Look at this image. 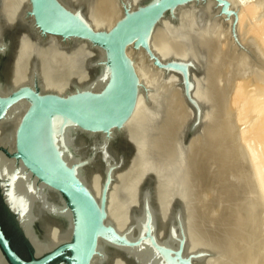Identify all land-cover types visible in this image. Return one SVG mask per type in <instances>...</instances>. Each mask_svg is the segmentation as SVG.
Instances as JSON below:
<instances>
[{
  "label": "water",
  "instance_id": "95a60500",
  "mask_svg": "<svg viewBox=\"0 0 264 264\" xmlns=\"http://www.w3.org/2000/svg\"><path fill=\"white\" fill-rule=\"evenodd\" d=\"M93 2L23 0L21 13L0 14V83L15 80L16 69L32 80L0 92V123L10 105L29 103L11 149L0 144L6 156L0 157V194L36 255L47 252L20 258L1 227L0 249L11 264H45L60 255L66 264H93L99 255L100 264H205L207 252L182 255L184 153L200 118L191 97L199 99L202 83L198 39L217 19L236 15L235 9L231 0H115L121 15L107 28L93 23ZM161 25L184 43V54L152 46L151 34ZM131 42L148 53L159 79H171L189 98L192 113L178 133L172 162L157 160L147 146L162 111L155 84L141 86L125 53ZM103 67L100 87L88 85ZM49 83L57 88L42 90ZM67 130L80 159L67 148ZM43 186L64 205L48 207L58 215L38 207V216L62 227L61 216L68 219L67 229L49 242L38 239L44 228L31 213L33 199L46 197Z\"/></svg>",
  "mask_w": 264,
  "mask_h": 264
},
{
  "label": "bare ground",
  "instance_id": "6f19581e",
  "mask_svg": "<svg viewBox=\"0 0 264 264\" xmlns=\"http://www.w3.org/2000/svg\"><path fill=\"white\" fill-rule=\"evenodd\" d=\"M247 1L231 0L229 8L235 9L236 15L217 19L211 32L201 34L198 39L204 61L198 90L200 100L190 96L200 107V118L184 153L185 213L180 226L182 255L207 252L205 264H264V0ZM22 3L23 0H1L0 14L8 17L21 13ZM93 11V23L107 28L121 15L115 0H94ZM76 13L83 17L79 11ZM150 42L155 49L173 56L185 52L184 43L169 34L163 25L153 30ZM125 53L141 86L148 89L155 84V98L161 106V117L147 146L157 160L172 162L178 158V133L192 113L187 93L171 79H159V72L151 67V59L143 48H135L131 42ZM100 55L103 56L102 51ZM57 62L63 65L65 61L60 58ZM18 70L9 85L0 83L1 93L32 83L31 75L19 77L17 72L21 74L22 69ZM105 78L103 67L88 85L98 88ZM168 86L174 88L170 90ZM56 88L52 83L42 86V90ZM140 98L138 105L143 102ZM28 104L7 108L6 120L0 123V144L11 149L14 128ZM141 109L139 105L136 111L140 113ZM66 135L68 150L80 159L68 140V130ZM0 157L6 156L0 153ZM88 184L98 196L93 180ZM42 190L46 197L33 199L31 213L44 228V237L38 239L49 242L67 229L68 219L60 215L66 222L62 227L38 216V207L53 213L48 208L50 205H64L61 198L54 199L44 186ZM105 242L104 239L99 242L102 249ZM100 257L93 264H100Z\"/></svg>",
  "mask_w": 264,
  "mask_h": 264
},
{
  "label": "flooded vegetation",
  "instance_id": "af4514ba",
  "mask_svg": "<svg viewBox=\"0 0 264 264\" xmlns=\"http://www.w3.org/2000/svg\"><path fill=\"white\" fill-rule=\"evenodd\" d=\"M0 227L7 238L11 249L22 259L29 260L31 258H37L44 255L46 252L43 251L42 254L36 255L35 249L30 244L26 236L21 232L14 215L7 209V207L2 202L0 194ZM43 236L40 235V238ZM5 264H11L7 257L3 254L0 249V260ZM58 262H63L66 264L63 255H60L45 264H57Z\"/></svg>",
  "mask_w": 264,
  "mask_h": 264
},
{
  "label": "rangeland",
  "instance_id": "374dc122",
  "mask_svg": "<svg viewBox=\"0 0 264 264\" xmlns=\"http://www.w3.org/2000/svg\"><path fill=\"white\" fill-rule=\"evenodd\" d=\"M241 3H247V0H240ZM57 42V41H56ZM165 87L167 88V86L165 85ZM168 88L171 90L172 88H174L173 86H168ZM178 88V87H177Z\"/></svg>",
  "mask_w": 264,
  "mask_h": 264
}]
</instances>
